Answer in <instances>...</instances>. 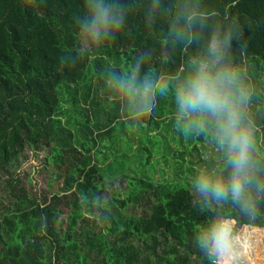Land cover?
Wrapping results in <instances>:
<instances>
[{
	"label": "trees",
	"instance_id": "1",
	"mask_svg": "<svg viewBox=\"0 0 264 264\" xmlns=\"http://www.w3.org/2000/svg\"><path fill=\"white\" fill-rule=\"evenodd\" d=\"M110 2L124 7V22L91 44L78 23L85 0H0V174L32 149L47 153L52 177L39 194L29 174L26 184L8 173L0 264H220L211 244L201 246L209 226L228 217L264 229V190L257 196L253 186L250 214L197 192L202 174L227 178L232 169L227 157L202 158L210 132L219 136L214 119L195 116L206 121L195 132L174 102L193 61L233 73L234 99L251 77L254 106L240 111L255 130L264 181V0H160L154 12V0ZM182 6L203 25L178 20ZM174 23L190 43L170 35ZM138 62V79L165 86L143 115L116 82ZM246 259L264 264V250Z\"/></svg>",
	"mask_w": 264,
	"mask_h": 264
},
{
	"label": "clouds",
	"instance_id": "2",
	"mask_svg": "<svg viewBox=\"0 0 264 264\" xmlns=\"http://www.w3.org/2000/svg\"><path fill=\"white\" fill-rule=\"evenodd\" d=\"M160 0H154L153 12L159 6ZM87 13L81 25V34L91 44H98L109 37L110 32L117 31L124 22L125 10L118 3L110 0H85ZM183 17L187 27L199 23L203 25L204 16L182 6L177 19ZM152 16H149L151 22ZM170 35L179 41L191 42L192 37L187 31L180 29L174 23ZM228 37H226V40ZM193 70L188 73L182 84L176 89L174 102L179 115L184 118L188 129H203L206 121L199 117H212L218 131V143L227 149V164L232 171L229 177L202 174L195 183L200 194L211 197L217 203L231 202L241 208L246 214L255 210L252 189L256 195L264 190V181L258 178L261 168L260 161L254 157L257 143L254 133L245 126L240 105L247 102V94L242 90L235 99L232 87L235 76L227 71L213 75L208 61H193ZM139 62L127 73L117 79L119 90L125 94L136 110L137 115L152 111L151 102L156 90L163 92L165 86L154 84L149 75L138 79ZM235 221L222 217L213 223L200 237L201 246H212L213 252H218L220 264H234L239 257L246 256L251 248L248 237L243 239L233 234Z\"/></svg>",
	"mask_w": 264,
	"mask_h": 264
},
{
	"label": "rangeland",
	"instance_id": "3",
	"mask_svg": "<svg viewBox=\"0 0 264 264\" xmlns=\"http://www.w3.org/2000/svg\"><path fill=\"white\" fill-rule=\"evenodd\" d=\"M251 79V84L249 87L244 88V93L247 94V102L245 103V110L246 112H250V108L254 106V102L250 101L251 95L254 93V82ZM261 81L264 84V77L261 78ZM260 83V89H259V98L264 96V85ZM234 87H236V83L234 84ZM260 106V105H259ZM259 106H256V110L258 108H261ZM262 108L264 109V99ZM244 110V109H243ZM198 119V118H196ZM209 120V118H208ZM253 133L255 130L252 128H249ZM201 130V129H200ZM204 130V128H203ZM198 129H196L195 132H197ZM218 139V135H212V132L209 134V138L211 140H205V145L207 146V155H203L202 158H211L212 160H222L227 157V149L221 148L218 141H214ZM257 138V137H256ZM196 145V144H195ZM47 153L45 151H41L40 153L35 152L32 149L27 150L25 156L21 158L17 163L12 167V169L9 172H14L12 175L17 176L21 178L22 181H24L26 184L28 183V174L29 178H31L32 181V188L34 191H37L39 194L42 192H49L51 189L50 182L52 181V177L50 175V172L45 169V158ZM8 172V173H9ZM8 173H1L0 174V197L3 199L4 202L8 203L10 198L8 196V188L6 184V179L9 177ZM63 217V216H61ZM233 234L243 239L245 236L248 237V242L251 245V248H256V246H259L261 250H264L263 247V239H264V229L262 227H255L253 225H243L241 227L236 228V224L234 225ZM234 264H251V261L246 259V256L239 257L238 261L234 262Z\"/></svg>",
	"mask_w": 264,
	"mask_h": 264
}]
</instances>
